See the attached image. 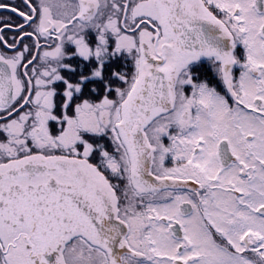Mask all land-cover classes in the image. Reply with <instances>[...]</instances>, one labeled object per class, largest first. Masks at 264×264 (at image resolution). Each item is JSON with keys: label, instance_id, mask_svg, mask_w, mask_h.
I'll return each instance as SVG.
<instances>
[{"label": "flooded vegetation", "instance_id": "flooded-vegetation-1", "mask_svg": "<svg viewBox=\"0 0 264 264\" xmlns=\"http://www.w3.org/2000/svg\"><path fill=\"white\" fill-rule=\"evenodd\" d=\"M154 1L0 0V63L9 70L0 68V169L33 158L83 161L108 183L126 228L121 251L73 239L65 264H200V255L185 253L190 232H201L195 216L215 244L235 253L229 231L209 218V199L220 189L264 219V205L251 207L240 187L264 170L247 118L264 120V0H199L232 39L231 65L208 58L179 71L172 109L145 130L155 191L131 179L117 125L141 52L150 44L157 54L163 42ZM30 175L19 183L35 184ZM0 179L16 181V173L1 171ZM148 220L165 229L173 254L157 251ZM252 235L239 244L254 248L262 238ZM14 244L0 233V264H17Z\"/></svg>", "mask_w": 264, "mask_h": 264}, {"label": "water", "instance_id": "water-1", "mask_svg": "<svg viewBox=\"0 0 264 264\" xmlns=\"http://www.w3.org/2000/svg\"><path fill=\"white\" fill-rule=\"evenodd\" d=\"M157 5L162 41H172L177 46L173 51L169 47L176 66L215 58L230 67L232 39L199 0H159ZM188 28L193 29L192 33ZM158 57L141 52L137 78L121 106V121L117 125L128 154L131 179L146 192L155 191V178L150 173L151 148L145 130L155 118L172 109L176 80L168 68H162L166 56ZM0 68L9 73L5 64L0 63ZM9 86L8 83L10 95ZM3 98L0 92V99ZM41 163L35 165L30 161L7 169L16 173V181L4 183L0 179V229L2 223L27 233L26 239L36 245L35 249L29 248V264H60L66 245L76 238L111 251L115 241L123 244L126 228L113 213L108 183L95 169L83 161L61 158L43 159ZM46 171L49 175L42 183L23 186L18 182L19 174L28 178L30 173L31 179H37Z\"/></svg>", "mask_w": 264, "mask_h": 264}, {"label": "rangeland", "instance_id": "rangeland-1", "mask_svg": "<svg viewBox=\"0 0 264 264\" xmlns=\"http://www.w3.org/2000/svg\"><path fill=\"white\" fill-rule=\"evenodd\" d=\"M155 10H156L155 4H152L150 11L153 14H155L156 13ZM250 30L252 31L251 36H254L255 34L254 27H250ZM162 43H161L160 51L157 54L153 53L150 44L149 47L148 45H145L144 52L147 53L149 56L157 59L159 58L158 56L160 55L167 56V61L162 65V68H168L171 71L172 77L177 78L178 70L183 69L185 67V64L181 62L179 65L176 66L177 62L174 60L173 55L172 57L170 56L171 52L169 50V47L171 45V41L162 42ZM131 78L132 76L130 73L128 74L127 77L128 83L130 82ZM247 118L250 122L253 123L252 129L255 133H257V140L259 142L257 144L260 153L259 155L264 160V120L257 118L253 119L250 116H248ZM150 125L147 127V129L151 127ZM243 125L245 126V129L247 131L251 129V125H248L246 123H243ZM64 138H66V136ZM30 161H32L34 164H42L41 163L42 160L40 158H33L28 161L27 160L19 161L18 164L15 165L17 166L23 165V163L25 164ZM80 164L83 165V163ZM7 169L8 168L0 169V173L1 171L5 172ZM19 177H20V181H23L22 179H26L23 178V175L20 174ZM43 177L37 178V180L32 181V183L38 184V182L41 181L43 182L44 181L42 180ZM138 186L141 190H145L143 186L139 184ZM240 187H241V191L242 189L245 191L243 195L244 197L242 196L243 201L248 202L250 206L253 208H258L259 206L264 205V170L260 171L257 174L255 184L240 183ZM111 193L112 194L110 196V199L114 203L113 213L115 215L117 213L115 194L113 193V191H111ZM249 210L250 209H247L244 206L243 207L235 206L234 203L232 202V196L221 191V189L213 192L208 203L209 218L210 220L212 219L214 221L213 223L217 225L219 228L229 231L232 237V241L234 242V247L236 248V252L229 253L224 247L222 248L219 247L217 244H215L212 238L210 237V235L204 230L199 219L195 216V218L198 221L199 224L198 226L201 232L199 233V236L197 238H195L194 235L190 232L191 243L186 247L187 249L185 252L187 254L186 256L200 255L202 258L200 264H264V219L256 214H252V212ZM144 221L145 220H143V223H145ZM149 222L151 224L152 236L154 239L156 236L158 240L159 249H157V251L160 252L161 254L162 253L173 254L175 247L173 246V243H171V241L169 240L168 234L166 233L165 229L162 227H157L155 230V222L151 220ZM1 227L3 228L2 230L0 229L1 234L7 236V239L9 240L12 241L16 240V245L15 244L12 245L13 247L12 258L16 259L17 264H29L27 261L28 260L27 255L30 254L29 248L35 249L36 245L33 244V242H31L29 239H26L27 236L24 237L25 231H22L20 229H11L9 227H5L3 226L2 223H1ZM247 231L253 233L254 235L252 236H256V238L258 237L262 238L259 241V244L255 245L254 248L252 249L251 248L246 249L238 242V239ZM240 239H242V237ZM153 242H155V240ZM68 245L70 244L68 243L66 247ZM113 245H114L113 251L111 252H116L117 248L119 249L122 247L120 241L119 242L115 241ZM34 253L36 252H31V255H33ZM60 264H65L64 259L63 262H61ZM158 264H168V263L160 261Z\"/></svg>", "mask_w": 264, "mask_h": 264}]
</instances>
